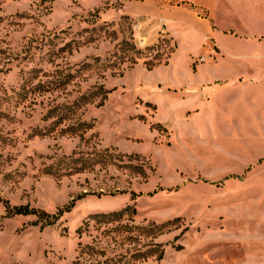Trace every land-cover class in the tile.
<instances>
[{
	"label": "rangeland",
	"instance_id": "1",
	"mask_svg": "<svg viewBox=\"0 0 264 264\" xmlns=\"http://www.w3.org/2000/svg\"><path fill=\"white\" fill-rule=\"evenodd\" d=\"M127 1L0 0V264H264V82Z\"/></svg>",
	"mask_w": 264,
	"mask_h": 264
},
{
	"label": "crops",
	"instance_id": "2",
	"mask_svg": "<svg viewBox=\"0 0 264 264\" xmlns=\"http://www.w3.org/2000/svg\"><path fill=\"white\" fill-rule=\"evenodd\" d=\"M127 4L140 14H163L167 23L178 24L187 33L196 36L200 43L212 39L219 49L215 57L220 61L232 59L237 64L234 66L237 67L235 73L228 79L230 86L241 91L249 85L255 86L264 82V0H128ZM201 11L205 12L204 15ZM216 12H222L228 17L236 16L242 30L233 26H220ZM220 36L229 38L228 41L234 42L235 46L229 50L221 43ZM196 47L198 50L201 48L198 44ZM214 63L215 61L203 64L199 74L202 70L211 71L210 65L213 66ZM205 75L203 74L204 77ZM252 75L258 78L251 79ZM233 96L239 97L234 94Z\"/></svg>",
	"mask_w": 264,
	"mask_h": 264
},
{
	"label": "trees",
	"instance_id": "3",
	"mask_svg": "<svg viewBox=\"0 0 264 264\" xmlns=\"http://www.w3.org/2000/svg\"><path fill=\"white\" fill-rule=\"evenodd\" d=\"M133 45V44H132ZM176 45V44H175ZM174 47V46H173ZM175 49V47H174ZM173 49V50H174ZM147 65L149 66L148 68L151 69V67H153L155 64L154 63H147ZM133 196H135L136 194L134 192L131 193ZM137 196V195H136ZM73 204H70L68 206H66L65 208H63L62 212H69L72 210L73 208ZM8 212V211H7ZM17 214H29V213H34V211H29L27 207H19L16 211ZM61 212H59V214H57V216L61 215ZM118 214V213H117Z\"/></svg>",
	"mask_w": 264,
	"mask_h": 264
}]
</instances>
